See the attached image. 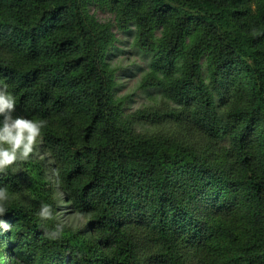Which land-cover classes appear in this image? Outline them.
<instances>
[{"label": "trees", "instance_id": "16d2710c", "mask_svg": "<svg viewBox=\"0 0 264 264\" xmlns=\"http://www.w3.org/2000/svg\"><path fill=\"white\" fill-rule=\"evenodd\" d=\"M93 3L136 26L172 107L124 115ZM0 86L46 121L0 173V264H264V0H0Z\"/></svg>", "mask_w": 264, "mask_h": 264}, {"label": "rangeland", "instance_id": "374dc122", "mask_svg": "<svg viewBox=\"0 0 264 264\" xmlns=\"http://www.w3.org/2000/svg\"><path fill=\"white\" fill-rule=\"evenodd\" d=\"M90 12L101 23L112 25L116 37L108 54V62L116 73L114 95L116 99L123 101L124 115L128 116L138 111L162 108L164 106L172 107L173 104L165 98L161 88L151 86L145 82L146 77L151 74L155 53L138 46L136 26L130 24L127 29L121 28L115 13L106 7H101L94 3L90 6ZM13 115L14 117L21 116L17 110H15ZM137 130L144 135L166 131L163 127L156 128L145 122L139 123ZM39 155L47 164H53L51 156L44 149L39 148ZM13 167L18 169V163ZM57 192L62 206L57 213L59 223L74 229L82 228L87 222L86 219L71 212L69 207L65 206L66 204L63 203L64 194L58 187ZM25 199H27V202L32 201L30 197Z\"/></svg>", "mask_w": 264, "mask_h": 264}, {"label": "clouds", "instance_id": "9594fccd", "mask_svg": "<svg viewBox=\"0 0 264 264\" xmlns=\"http://www.w3.org/2000/svg\"><path fill=\"white\" fill-rule=\"evenodd\" d=\"M17 107L15 97L8 92L7 86H0V173L6 172L20 161H27L36 153L38 143L43 140V129L46 121L15 116ZM9 202L6 188H0V216L6 212ZM41 218L51 219L49 205L41 207ZM0 226L8 230L9 226L0 221Z\"/></svg>", "mask_w": 264, "mask_h": 264}]
</instances>
